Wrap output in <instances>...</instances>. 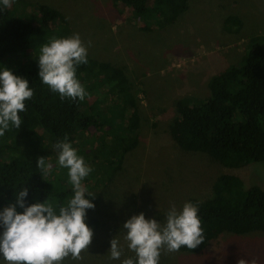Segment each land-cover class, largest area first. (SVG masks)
Here are the masks:
<instances>
[{
  "label": "rangeland",
  "instance_id": "obj_1",
  "mask_svg": "<svg viewBox=\"0 0 264 264\" xmlns=\"http://www.w3.org/2000/svg\"><path fill=\"white\" fill-rule=\"evenodd\" d=\"M17 1V5L37 1L59 9L66 18L68 31L55 24L53 31L37 36L41 44L63 37V31L69 35L78 33L86 46L91 43L89 57L124 69L133 81L132 91L139 102V143L112 175L111 169L87 177L95 207L87 210L85 221L92 228L93 237L88 248L80 253V259L69 256L62 264H121L109 258L108 249L113 238L122 248L121 260L134 255L123 238L122 225L127 218L143 212L146 218L163 223L170 205L179 208L189 196L209 197L213 181L222 172L231 171L246 184L264 188V161L228 169L205 154L181 149L168 132L169 123L176 116V100L207 96L208 79L242 59L250 35L264 33V0H188V10L174 24L150 29H144V21L115 0ZM10 9L13 14L17 11L13 6ZM29 11L22 10L21 15ZM229 14L241 19L238 31L224 29L223 19ZM35 52L21 55L23 61ZM16 60L9 57L0 62L10 69L16 66ZM81 84L87 89L85 83ZM97 86V92L87 91L82 113L93 114L97 121L106 115L111 129L112 125L118 126V106L109 94H105L106 100L104 85ZM102 109L104 113L97 114ZM97 121L85 133L89 139L85 136L83 145L88 150L92 149L88 140L97 143L95 138L101 135ZM5 134H14L16 139L15 128L10 127ZM24 147L19 142L18 148ZM63 171L67 173L66 169ZM240 259L247 264H264V231L244 235L223 232L197 253L162 249L159 264H238Z\"/></svg>",
  "mask_w": 264,
  "mask_h": 264
},
{
  "label": "trees",
  "instance_id": "obj_2",
  "mask_svg": "<svg viewBox=\"0 0 264 264\" xmlns=\"http://www.w3.org/2000/svg\"><path fill=\"white\" fill-rule=\"evenodd\" d=\"M115 1L143 20L144 29L174 24L189 8L188 0ZM17 3L14 0L12 4L17 10L15 14L12 8L0 13V61L18 58L16 66L10 70L28 79L34 95L24 102L25 110L19 113L22 124L15 128L16 139H13L14 134H5V138L0 139V207L14 204L15 193L22 187L28 190L26 203L45 199L64 204L72 190L67 173L56 163L53 144L65 139L70 142L92 167L89 178L111 169L112 175L122 166L125 155L139 143V102L132 91L133 81L123 68L89 56L87 64L78 66L77 78L87 85L86 91L97 92L100 90L97 84L104 85V95L109 94L118 106L115 112L118 126L112 125L110 129L106 115L97 121L93 114L82 113V100L62 99L58 93L50 91L38 77L36 60L43 44L37 36L47 30L53 31L55 24L58 29L65 27L68 31L66 18L59 9L46 3ZM27 8L31 12L21 15ZM241 23L234 14L223 19L227 31H238ZM62 34L63 37L69 35L64 31ZM32 51L36 52L31 53L28 61H23L21 55ZM1 62L0 66L7 67ZM207 86L209 94L205 97L195 100L184 96L176 100V116L168 126L172 141L181 149L205 154L228 169L264 161V33L250 35L242 59L212 75ZM103 113L102 109L97 114ZM94 120L101 126V135L95 138L97 143L91 144L88 140L87 145H92L88 150L83 142ZM113 141L116 144L111 146ZM19 142L24 143L22 150L18 148ZM39 157L51 163L50 173L45 174L37 168ZM89 180L86 177L82 182L88 191ZM186 201L198 204L204 241L194 249L181 247V252H200L223 232L244 235L264 231V188L246 184L231 171L217 175L209 197L189 196Z\"/></svg>",
  "mask_w": 264,
  "mask_h": 264
},
{
  "label": "clouds",
  "instance_id": "obj_3",
  "mask_svg": "<svg viewBox=\"0 0 264 264\" xmlns=\"http://www.w3.org/2000/svg\"><path fill=\"white\" fill-rule=\"evenodd\" d=\"M14 0H0V13ZM78 33L52 38L40 47L38 77L50 91L63 99L83 100L87 91L77 78L78 66L88 63V47ZM34 90L25 77L0 66V136L9 128L22 124L19 113L25 110ZM57 152V165L67 169L72 195L64 204L43 199L26 203L28 190L15 193V203L0 207V264H62L66 257L80 259L93 237L85 221L88 209L95 207L87 187L82 183L93 171L71 143L59 140L52 146ZM37 168L48 174L52 165L43 157ZM22 211H17V209ZM163 223L143 212L133 214L122 225L127 249L133 253L121 260L122 248L117 239L110 240L109 258L121 264H159L161 250L176 252L181 247L194 249L204 241L198 216V204L186 201L179 208L172 204L164 214ZM238 264H247L240 259Z\"/></svg>",
  "mask_w": 264,
  "mask_h": 264
}]
</instances>
